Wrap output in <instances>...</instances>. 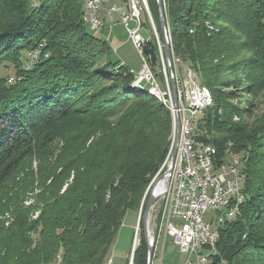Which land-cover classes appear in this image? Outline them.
<instances>
[{
  "label": "trees",
  "instance_id": "1",
  "mask_svg": "<svg viewBox=\"0 0 264 264\" xmlns=\"http://www.w3.org/2000/svg\"><path fill=\"white\" fill-rule=\"evenodd\" d=\"M146 3L163 40L157 1ZM167 21L173 55L212 94L199 139L216 147L218 164L229 153L242 164L245 202L219 229L211 264H264V112L238 123L249 110L232 103L264 95V0H169ZM41 43L28 69L26 53ZM113 54L81 0H0V66L16 78L0 77V216H13L0 221V264H105L127 213L143 216L173 119ZM150 67L164 84L161 61ZM141 236L135 264H147Z\"/></svg>",
  "mask_w": 264,
  "mask_h": 264
},
{
  "label": "built area",
  "instance_id": "2",
  "mask_svg": "<svg viewBox=\"0 0 264 264\" xmlns=\"http://www.w3.org/2000/svg\"><path fill=\"white\" fill-rule=\"evenodd\" d=\"M108 2L111 5L108 16L121 11L115 0H84V17L91 32H100L103 25L101 12ZM129 6L128 14L122 13L121 22L127 29L133 45L143 57V67L139 72L130 69L134 75V82L159 91L168 98L169 104L174 106L172 89L164 69L161 46L158 45V50L163 62L164 84L152 73L149 60L143 53V47L148 40L139 34L140 5L135 0H130ZM131 22L136 23V27L132 30L129 27ZM44 47L45 44L41 43L37 49L27 53L31 62L28 69L41 59ZM44 56L47 58V54ZM174 72L180 133L174 149L168 153L164 164L149 186L152 188L156 182L155 188L158 193L156 201L162 200L164 203L162 221L158 230L160 247L154 249L159 257L163 251L164 241L172 238L180 252L189 257L188 264H210L211 257L218 255L219 229L224 226L219 225V218L227 217V223L232 222L239 215L240 207L245 202L241 182L242 164L239 156L232 153L218 164L216 147L199 139L206 135L203 125L206 122V113L210 110L206 107L205 94H202L198 86L192 84L193 74L188 68L174 64ZM15 82L14 76L7 79V85H14ZM174 152L176 156L173 161ZM165 170L171 171L168 179L162 178L166 173ZM160 183L165 185L158 191ZM212 213L214 217L210 219ZM140 238L138 218V224L134 226V242L129 264H134V254ZM151 241L154 245L155 238L152 234ZM193 257L196 258L195 262L191 261ZM109 264H115L113 253Z\"/></svg>",
  "mask_w": 264,
  "mask_h": 264
},
{
  "label": "rangeland",
  "instance_id": "3",
  "mask_svg": "<svg viewBox=\"0 0 264 264\" xmlns=\"http://www.w3.org/2000/svg\"><path fill=\"white\" fill-rule=\"evenodd\" d=\"M161 1H162V4H163L164 14H165L166 20H167L168 11H169V0H161ZM115 4H117V6L119 8H121V11H118L117 13L113 14L112 16L114 17L115 15H120L119 17H120V21H121L122 13L124 12V13L128 14L130 6H129V4H124L121 1L119 3L117 0H115ZM157 4H158V2H157ZM105 6L109 7L111 5L108 2V3H106L104 5V7ZM104 7H103V9H104ZM148 8H149V6H148ZM109 9H110V7H109ZM123 9L126 10V12L123 11ZM139 10H140V21H141V29L139 31V34H140V36L145 38V40H147V38L149 37L150 39L148 40V42L151 40L153 42H156L157 46L160 44L161 49H162L164 65H165V68H167L166 67L167 60H166V51H165V47H164V38L162 40V36H160V34L158 32V29L156 27V24H155V21H154V19L152 17V14L150 12V15H149V13L147 12V9H146V7L144 5L143 0H141V4L139 6ZM158 12H159V7H158ZM107 13H108V11H107ZM112 16H110V17H112ZM167 23H168V21H167ZM120 24L122 25V22ZM168 26H169V23H168ZM133 28H134L133 24L130 23V29L132 30ZM207 28L210 29V31H212V29L214 30V28L209 23L207 24ZM101 29H100V31H101ZM126 31H127V29H126ZM93 34L94 35H98V33H93ZM98 38H100V37L98 36ZM128 38L130 39L129 35H128ZM160 55L161 54L158 55V60L161 61L162 57ZM27 58L29 59L28 55H27ZM47 58H48V55H47ZM173 59H178V58H176L173 55ZM30 63L31 62H30V59H29V64ZM161 63H163V62L161 61ZM150 65L151 64L149 62V66ZM179 65L180 66L184 65L185 68H187L186 66H188L186 64H182L181 61H180ZM150 69H151V67H150ZM161 69H162V73L164 74L163 64H162V68ZM151 71H152V69H151ZM165 72H166L169 84L171 86L169 72L166 69H165ZM14 73H15V70H14V67L12 65L5 64V65L0 66V77L1 78L7 79L9 77H13V76H15V75H13ZM152 73L155 74V77L157 76L158 77L157 79L160 81V79H159V77H160L159 76V74H160L159 67H157L155 70H153ZM195 75L197 77V80L199 81L200 77L198 78V75L196 73H195ZM164 77H165V74H164ZM160 82L162 83V81H160ZM199 83H201V82L199 81ZM175 85H176V83H175ZM223 90L224 91H228V90H231V89H223ZM247 99H249L248 96H243L240 100H238V101L235 100V101L232 102L234 105L238 106L240 109L247 108L249 110V112L246 114V116L244 118L241 117V121L239 120V117L237 115L234 117L233 120L235 122H238V123L245 122V123L253 125L254 123H256L257 120H259L261 118V116H262V114L264 112V95L261 96L258 99H254L252 101H247ZM174 112H175V110H174ZM223 112H224V110H223ZM221 114H222V110L220 109L219 110V115H221ZM171 115H172V119H173V130H174V113L173 114L171 113ZM203 128L205 129V132H206L207 127L203 125ZM57 146L60 147L61 145L57 144ZM35 166H36V164H34V167ZM165 172H166V170H165ZM242 178H243V176H242ZM155 185H156V182L152 185V188L148 187L145 197L148 196V194L150 195V193L152 192V189L155 188ZM28 198L29 199H27L24 202V205H25L26 208H28L34 202L33 199H30L31 198L30 194L28 195ZM163 209H164L163 201L162 200L161 201L157 200L155 202V204H154V208L152 209L151 215H150V218H149V232H150V236L152 234L154 236V238H155L154 248L160 247V244H159L160 243V238L158 237L159 236L158 230H159V227H160V224H161V221H162L161 217L163 215ZM38 214L39 213L36 212L35 215H34V218H36L38 216ZM213 217H214V214L212 213L210 215V219L213 218ZM138 218H140L139 215L137 216V214L135 212H133V211H129L127 213V215H126V217L124 219V222H123V226L121 227L120 231H118L119 234H118V236L116 238V241H115V244H114V247H113V252L112 253H113V256H114L115 264H129V263H127V261L129 262L130 261L129 260L130 257H132L131 253H132V247H133V242H134V226H136L138 224ZM12 220H13V216H12V214H10V212H7V213L5 212L3 215L0 216V221L1 222H5L6 226H8ZM140 221L142 223V218H141V220H139V226H140ZM142 230H143V226H142ZM142 230L140 228V232L144 236V232ZM141 239H142V236L140 238L139 246L141 244ZM166 240L167 241H166L165 247H164V249H163V251H162V253L160 254L159 257H157L158 254L156 252V249H154L151 264H153V263L154 264H158V263L159 264H188V261L190 262L189 257L186 254H182L180 252L179 248L174 244L173 239L172 238H167ZM155 253H156V256H155ZM134 256H135V254H134ZM213 257H211V259ZM193 258L194 259H191V261L194 260V262H195L196 258L195 257H193ZM60 261L61 260H58V262L56 264H59ZM211 263L212 262H210V264ZM147 264H148V259H147Z\"/></svg>",
  "mask_w": 264,
  "mask_h": 264
},
{
  "label": "water",
  "instance_id": "4",
  "mask_svg": "<svg viewBox=\"0 0 264 264\" xmlns=\"http://www.w3.org/2000/svg\"><path fill=\"white\" fill-rule=\"evenodd\" d=\"M144 5L147 9V12L150 11L148 8V4L146 3L147 0H143ZM158 2V7H159V19H160V25H161V30L164 38V47L166 51V60H167V67H168V72H169V77H170V83H171V88H172V94H173V99H174V129L177 134V139L179 137L180 133V117L177 112V92H176V85H175V72H174V63H173V50H172V42H171V36L169 33V26L166 20V16L164 14V9H163V4L161 0H157ZM143 53L145 56H147L149 62L151 65H157L158 64V54L154 49V44L152 41L147 42V44L143 47ZM176 156V153H173L172 160L174 161ZM170 170H168L165 175H163L162 178H169L170 177ZM158 193L156 188L152 189V192L149 195L148 202L146 205L145 212L142 216V208L139 213V220L142 218V224H143V232H144V237L148 246V264H151L152 261V256H153V251H154V245L153 242L151 241V236L149 232V218L151 215V211L153 209L154 203L157 199Z\"/></svg>",
  "mask_w": 264,
  "mask_h": 264
},
{
  "label": "crops",
  "instance_id": "5",
  "mask_svg": "<svg viewBox=\"0 0 264 264\" xmlns=\"http://www.w3.org/2000/svg\"><path fill=\"white\" fill-rule=\"evenodd\" d=\"M109 7L105 6L101 12V17L104 24L101 31L96 36H99L101 39L109 43L114 52L112 58L116 62H119L120 65H125L127 68L132 69L135 72H139L143 67V57L133 45L132 41L128 38V33L124 28L125 26L122 24L124 26L123 27L120 24V15H115L114 17L107 15ZM123 11L126 12L124 9ZM131 24H133L134 28L136 27L134 22H131ZM147 40H149V37ZM166 241L167 240H165L163 243V249L165 247Z\"/></svg>",
  "mask_w": 264,
  "mask_h": 264
},
{
  "label": "bare ground",
  "instance_id": "6",
  "mask_svg": "<svg viewBox=\"0 0 264 264\" xmlns=\"http://www.w3.org/2000/svg\"><path fill=\"white\" fill-rule=\"evenodd\" d=\"M81 1H82L83 5H84V0H81ZM173 63L175 65H179L180 64V61H179V59H173ZM190 72L193 74L192 84L198 86L199 87V90H201V92H203L202 94H205L206 107L212 108L213 105H214V103H213V98H212L211 92L208 90V88H206L205 86H203L202 84L199 83V81L197 80V77H196V75H195V73L193 71L190 70ZM135 84H137V83H135ZM147 89H148V91H149L150 94H152L153 96H155L164 105H166L170 109V111H171L172 114L174 113V106H172L171 104H169L168 98L166 96L161 95V93L159 91H156V90L152 89L151 87H147ZM174 135L175 136H173V140H172V143H171V147L169 149V152L174 149V146L176 145L177 140H179V137L177 139V134H176L175 129H174ZM241 182H242V188L244 189V185H243L244 184V180L242 178V175H241ZM164 185H165V183H160V185L158 186V191L162 190L164 188ZM225 223H227V217H220L219 218V225H224ZM110 259H111V257L108 259L107 262H105V264H109ZM127 263H129V262L127 261Z\"/></svg>",
  "mask_w": 264,
  "mask_h": 264
}]
</instances>
